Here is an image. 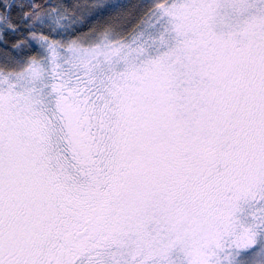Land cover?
Here are the masks:
<instances>
[{
  "label": "snow or ice",
  "instance_id": "obj_1",
  "mask_svg": "<svg viewBox=\"0 0 264 264\" xmlns=\"http://www.w3.org/2000/svg\"><path fill=\"white\" fill-rule=\"evenodd\" d=\"M0 264H264V0H0Z\"/></svg>",
  "mask_w": 264,
  "mask_h": 264
},
{
  "label": "trees",
  "instance_id": "obj_2",
  "mask_svg": "<svg viewBox=\"0 0 264 264\" xmlns=\"http://www.w3.org/2000/svg\"><path fill=\"white\" fill-rule=\"evenodd\" d=\"M37 2H43V0H37Z\"/></svg>",
  "mask_w": 264,
  "mask_h": 264
}]
</instances>
